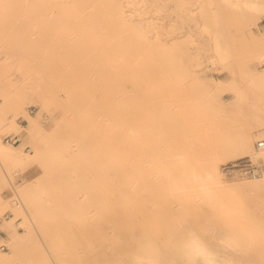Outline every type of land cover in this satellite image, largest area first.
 I'll list each match as a JSON object with an SVG mask.
<instances>
[{"label":"rangeland","instance_id":"rangeland-1","mask_svg":"<svg viewBox=\"0 0 264 264\" xmlns=\"http://www.w3.org/2000/svg\"><path fill=\"white\" fill-rule=\"evenodd\" d=\"M129 10L143 18L144 27L126 18L122 23L120 16ZM213 15L237 25L256 20L258 26L219 35ZM82 39L93 46L78 47ZM169 61L172 75L162 66L169 68ZM257 74H264V12L243 5L231 9L224 0H0V140L15 153V161L0 157V214H13L3 224L8 249H0V264H120L114 254L136 252L138 244L130 238L136 212L132 171L121 170L117 179L111 176L116 186L110 196L121 192L130 198L128 203L117 198L104 208L94 203L63 204L65 210L58 209L59 217L53 220L54 245L25 211L22 187L28 184L42 198H48V188L63 192L77 153L65 150L86 144L81 133L99 141L92 144L98 153L130 165L131 137L128 141L123 135H130L132 116L123 108L140 86L165 88L180 105L178 141H166L164 169L153 191L157 205L152 223L165 233L154 243L169 245L168 223L183 220L220 251V236L208 229L250 241L248 256L239 259L264 264V186L258 190L229 186L264 179V173L256 179L237 174L264 137V82H253ZM244 130L252 139L243 156L226 157L214 143L203 140L207 134L232 133L238 141ZM7 135H16L19 141L6 143ZM176 156L181 163L170 164ZM258 157L264 164V150ZM50 159L59 167L53 175L47 172ZM208 162H214L218 179L208 184L213 187L211 199L186 177L191 168L200 171ZM166 171L185 177L180 188L184 200L174 207L169 203L172 181ZM15 198L22 212L14 205ZM84 211L93 213L87 222L81 218ZM102 231L113 236L107 240L116 249L106 257L97 251L95 258L90 249L103 244L107 237L102 238Z\"/></svg>","mask_w":264,"mask_h":264},{"label":"bare ground","instance_id":"bare-ground-1","mask_svg":"<svg viewBox=\"0 0 264 264\" xmlns=\"http://www.w3.org/2000/svg\"><path fill=\"white\" fill-rule=\"evenodd\" d=\"M224 1L231 9H238L240 5H243L256 12H264V0ZM122 7L121 11L123 14L124 10ZM242 16L246 18L247 15L243 13ZM120 17H122L123 24H125V20H129L133 25L137 24L140 27H144V24H142L143 18L137 16L132 10H129V13ZM257 23L258 22L254 20L248 21L247 23L242 22L237 25L232 21L221 20L217 15L212 16V25L216 28V34H223L224 36L226 33H231L234 28L238 27L240 29L249 27L254 30V28L258 26ZM107 24L110 25L112 22ZM93 37L98 39V41L102 40V38ZM141 37L143 38V36ZM155 37L157 38L158 34L151 36V38ZM151 38L146 37L148 41ZM82 41L83 42L77 45L78 47L86 49L93 46L90 41H86L85 39H82ZM168 56L173 58L171 54H163V57ZM169 62V68H166V65L162 66L165 67V74L172 75L174 73L172 69L173 63L171 61ZM253 82L255 84L264 82V74H257L253 78ZM138 88L139 89L135 91L131 104L123 108V110L126 111L125 114L130 113L132 116L131 126L128 128V132L131 136L127 134L123 135V139L128 141L129 137H131L130 142L132 144V151L128 153L129 158L131 157L129 159L131 167L129 162H121L119 158L115 157L111 158L104 151L103 154L98 153L93 148L92 144H97L99 141L89 136L87 133H81V141L83 144H86L77 146L78 143H76V147L69 146L65 150L66 153H77L75 157H73V173L66 176L69 183L63 185V192H57L55 188H48V190H46L48 198H42L38 197L35 191L27 184L22 187V190H25V211L28 212L32 218L36 219L42 234L54 245L56 240L52 237V231L56 226L53 220L59 217L57 210L60 208L64 209L63 204L82 206L87 203H94L95 206L103 204L104 208L113 199L117 198H120L121 204L130 202V198L121 192L117 193L118 197L110 196L111 193H115L114 190L112 191L110 189L116 186L111 176L115 175L117 179L121 170L125 169L126 172L132 171L130 183L134 189L132 203L136 206V212L134 226L131 227L132 231L130 233V238L136 241L138 249L133 253L120 252L114 254V256H117V261L121 260L120 264H255L252 262H243L239 259V256H248L247 248L252 247L250 241H243L237 236L230 235L225 231L208 229L207 233L220 236L219 243H221V247L223 248L222 251H225L222 252L220 251L221 248H216V246L212 247L203 239L200 233L192 230L183 220L168 223L166 229L168 230L169 245L159 247L154 243L156 240L163 238L165 233H163L162 226L157 227L158 225L152 223V219L154 218L153 211L157 205L153 191L156 184L155 181L158 179L159 174L161 176V172L164 169L161 164L162 157L166 154V149H168L166 141L171 140V144L177 143L175 141H178L176 125L179 122V118L176 117V113L180 105L177 100L165 94V88L160 90L147 86H140ZM218 100L221 104H224V98H219ZM117 107L120 108V105L117 104ZM11 122L14 123L13 118ZM98 124H100V122H98ZM165 124L172 125L173 127L167 129ZM261 126H263L261 128H264V124ZM231 134H207L203 135V140L208 144L214 143L221 149L222 154L226 157L243 156L245 153H248L251 147L252 135L244 130L241 132L240 140L237 141L233 139L234 134ZM113 152L117 154L116 151ZM0 157L15 161L13 158L15 157V153L3 146L1 140ZM58 159L60 160V158ZM165 163L167 165V162ZM179 163H181V159L177 156L170 161V164L173 165ZM53 164H55L54 159L47 161L48 175H53L51 173H55V171L59 169V167ZM166 169L169 170L168 168ZM169 171L164 172V174L172 181L170 182L172 186L171 193H169V203L174 207L184 200V192L180 191V188L184 184H182L183 181L181 178L185 177H173L172 173ZM189 171L190 172L186 176L189 183L201 189V193H204L205 197L211 199L213 187L210 188L208 184L218 180L216 178L217 174L214 168V162H208L205 168L202 170L200 169V171L194 168H191ZM125 175L127 176L128 173H125ZM229 186L234 188L242 187V189L248 190H258L264 186V179H257L253 182H237ZM117 203H119V199ZM16 208L21 212L23 210L21 207ZM179 214L180 212L177 216H179ZM92 215L93 213L89 214V211H84L81 218L87 222ZM100 234L103 235V239L107 238L104 240L102 239L103 244L98 242L91 246L90 250L92 251L94 248L93 252L96 256L95 258H97V251L106 257L110 252H114L116 249L114 248L115 246L113 247L107 240L113 237L108 236L109 232L102 231ZM117 236L120 237V235ZM33 253H37L36 249H33ZM75 253L76 252H74V254ZM121 253H123L122 256Z\"/></svg>","mask_w":264,"mask_h":264},{"label":"built area","instance_id":"built-area-1","mask_svg":"<svg viewBox=\"0 0 264 264\" xmlns=\"http://www.w3.org/2000/svg\"><path fill=\"white\" fill-rule=\"evenodd\" d=\"M6 143L14 144L19 141V138L16 135L13 136H5L4 138ZM264 149V137L259 139L254 145V155L248 159V161L244 162L237 169V174L241 178H261L264 173V164L263 161L258 157V153ZM14 205L17 207H21L22 204L18 198H15L13 201ZM12 212L0 214V249L7 250V234L5 228H3L4 222H7L9 219L13 217Z\"/></svg>","mask_w":264,"mask_h":264}]
</instances>
